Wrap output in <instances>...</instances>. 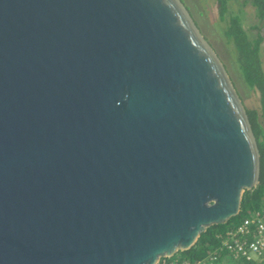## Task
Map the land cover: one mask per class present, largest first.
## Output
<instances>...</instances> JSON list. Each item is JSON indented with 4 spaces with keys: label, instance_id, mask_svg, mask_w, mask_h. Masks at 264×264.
Returning a JSON list of instances; mask_svg holds the SVG:
<instances>
[{
    "label": "water",
    "instance_id": "1",
    "mask_svg": "<svg viewBox=\"0 0 264 264\" xmlns=\"http://www.w3.org/2000/svg\"><path fill=\"white\" fill-rule=\"evenodd\" d=\"M260 173L181 0H0V264H158Z\"/></svg>",
    "mask_w": 264,
    "mask_h": 264
},
{
    "label": "trees",
    "instance_id": "2",
    "mask_svg": "<svg viewBox=\"0 0 264 264\" xmlns=\"http://www.w3.org/2000/svg\"><path fill=\"white\" fill-rule=\"evenodd\" d=\"M233 0H217L219 20L224 22L222 29L227 45L235 56L236 71L249 93L257 95V107L245 105L249 120L256 136L261 158L260 181L256 188L246 191L243 196L241 213L225 225L213 226L202 234L196 245L189 251L180 252L176 257L192 264L204 260L210 252L220 246L219 235L237 227L246 218L259 217L264 221V68L261 44L264 42V0H244L242 8L250 4L255 9L258 24L250 27L256 34L244 28L242 17L230 12ZM242 12V9H241ZM237 86L236 82H233ZM243 102L244 98L239 92ZM244 104H246L244 102ZM223 262V261H221ZM221 264V263H218ZM222 264H264V258L246 260L228 259Z\"/></svg>",
    "mask_w": 264,
    "mask_h": 264
},
{
    "label": "rangeland",
    "instance_id": "3",
    "mask_svg": "<svg viewBox=\"0 0 264 264\" xmlns=\"http://www.w3.org/2000/svg\"><path fill=\"white\" fill-rule=\"evenodd\" d=\"M190 12L191 16L198 25L200 31L206 40L211 44L217 55L227 68L233 82L237 83L236 89L245 99L244 102L248 107H257V95L249 93L242 84L238 72L236 71L235 56L231 46L227 45V40L223 35L224 22L219 20L217 9V0H181ZM244 0H233L230 3V12L240 15L245 29L252 34H256V30L251 31L250 27L257 25L258 19L255 15V9L248 4L242 8ZM242 9V12H241ZM262 62L264 68V42L261 44Z\"/></svg>",
    "mask_w": 264,
    "mask_h": 264
},
{
    "label": "built area",
    "instance_id": "4",
    "mask_svg": "<svg viewBox=\"0 0 264 264\" xmlns=\"http://www.w3.org/2000/svg\"><path fill=\"white\" fill-rule=\"evenodd\" d=\"M220 246L195 264H218L228 259L264 258V221L259 217L246 218L237 227L218 236ZM223 261V262H221ZM158 264H192L178 257L163 258Z\"/></svg>",
    "mask_w": 264,
    "mask_h": 264
},
{
    "label": "clouds",
    "instance_id": "5",
    "mask_svg": "<svg viewBox=\"0 0 264 264\" xmlns=\"http://www.w3.org/2000/svg\"><path fill=\"white\" fill-rule=\"evenodd\" d=\"M176 257V256H175Z\"/></svg>",
    "mask_w": 264,
    "mask_h": 264
}]
</instances>
